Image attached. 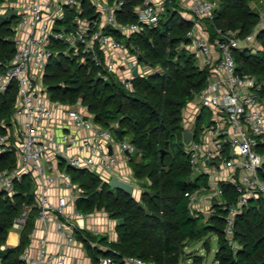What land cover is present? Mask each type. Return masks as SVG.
I'll return each mask as SVG.
<instances>
[{
    "label": "built area",
    "instance_id": "obj_1",
    "mask_svg": "<svg viewBox=\"0 0 264 264\" xmlns=\"http://www.w3.org/2000/svg\"><path fill=\"white\" fill-rule=\"evenodd\" d=\"M174 2L181 16L192 21L184 46L206 70L203 87L184 109L182 138L192 179H208L186 192L189 208L205 218L217 207L226 210L225 232L231 238L237 214L252 200L264 198V80L238 71L235 55L242 47L262 49L258 32L264 27V11L244 38L237 29L217 26L212 37L207 21H213L218 0H140L133 8L137 18L131 21L119 18L126 0H13L1 10L13 9L17 23L12 57L0 58V96L11 84L17 90L10 118L1 121L5 130L0 133V153H13L15 163L0 169V193L13 196L17 184L29 176L34 199L23 202L12 229L21 231L37 208L36 220L43 229H50L54 221L55 231L66 241H79L77 232L86 229L87 213L77 207V199L85 191L69 168L87 169L107 182L117 176L137 189L129 167L138 152L135 144L96 122L82 102L52 98L45 76L51 58L63 53L78 63L92 61L115 72L126 87H132L134 65L138 75L152 70L142 65L130 37L144 25H158ZM99 74L103 75L100 69ZM206 110L210 119L200 122ZM186 130L191 132L188 141ZM226 186L233 188L234 200L227 197ZM233 245L238 244L233 240ZM66 257L61 249H48L47 235L40 238L37 253L29 246L22 253L27 264H68ZM98 264L116 263L106 256ZM125 264L157 263L129 255Z\"/></svg>",
    "mask_w": 264,
    "mask_h": 264
},
{
    "label": "trees",
    "instance_id": "obj_2",
    "mask_svg": "<svg viewBox=\"0 0 264 264\" xmlns=\"http://www.w3.org/2000/svg\"><path fill=\"white\" fill-rule=\"evenodd\" d=\"M3 1L0 0V4ZM139 1L126 0L119 18L136 20L133 8ZM218 1L213 21H207L212 37L217 26L237 29L244 38L260 20L261 12L254 4L262 0ZM172 5L158 25H144L141 32L130 37V44L139 49L140 61L152 67L151 72L135 76L130 88L115 72L101 69L92 61L78 63L70 55L61 53L48 64L45 82L52 98L71 104L80 101L102 126L115 131L121 128L123 137L138 149L130 163L134 175L143 189L151 191H143L137 198L122 189L112 188L109 182L87 169H75L79 172L72 174L73 179L85 191L77 199V207L85 213L104 209L122 219L116 226V240L85 229L77 232L78 238L84 241L93 264L106 256L116 264H125V257L129 255L157 264H179L183 257H192V264H197L202 256L189 255L186 248L201 240L209 250L210 236L214 233L218 239L215 252L218 264H264V198L252 200L237 214L231 238L225 232L226 210L216 206V211L205 218L201 212H192L189 208L186 192L194 189L198 181L192 179V166L184 151V109L203 87L206 70L200 69L193 53L184 46L189 42L187 33L192 21L181 16L177 3ZM16 23V16L0 15V58L4 61L11 59L15 49ZM258 40L262 45L258 51L248 47L236 49L237 69L264 80V27L258 32ZM99 69L103 75L99 74ZM16 90V85L11 84L0 96V133L5 130L1 121L8 120L13 111ZM14 163L13 153H0V169ZM261 175L264 178V172ZM17 190L13 196L0 193V264H27L22 253L29 245L37 208L32 209L27 224L20 231L18 244H8L7 237L23 202L34 199L32 179L26 176L17 184ZM226 195L230 200L235 199L231 186H226Z\"/></svg>",
    "mask_w": 264,
    "mask_h": 264
},
{
    "label": "crops",
    "instance_id": "obj_3",
    "mask_svg": "<svg viewBox=\"0 0 264 264\" xmlns=\"http://www.w3.org/2000/svg\"><path fill=\"white\" fill-rule=\"evenodd\" d=\"M254 5L258 7L260 12L263 11L261 10L262 7L264 9L263 0L259 4L255 2ZM130 163L131 161L129 162V167L132 168ZM141 193L137 198H140ZM84 221L86 224L85 230L93 234L107 235L110 240H116L118 238V232L116 229L118 218L111 216L108 211L104 209H96L93 212L87 213ZM49 227L50 229L48 230L43 229V226L36 220L35 227L30 234V242L28 245L32 253H37L40 238L43 235H47L48 249L51 251H57L59 249L64 251L68 257H66L68 264H93L92 258L88 254L85 247L84 241H82L80 238L78 239L79 241L74 243L66 241L62 235L55 231L54 221H51ZM12 233L15 234L14 239H10ZM19 241L20 231L11 229L7 237V243L10 245H16L19 243ZM96 242L99 244V246L106 247L104 244L98 241Z\"/></svg>",
    "mask_w": 264,
    "mask_h": 264
},
{
    "label": "rangeland",
    "instance_id": "obj_4",
    "mask_svg": "<svg viewBox=\"0 0 264 264\" xmlns=\"http://www.w3.org/2000/svg\"><path fill=\"white\" fill-rule=\"evenodd\" d=\"M13 0H4L1 4H0V12L1 10H3V8L5 7V5L9 4L10 2H12ZM263 7H262V9ZM142 65H144V67L146 69H150L148 68L149 66L146 65L143 63ZM151 70H152V67H151ZM210 119V116H209V112L206 110L203 114V117L201 118L200 122H208ZM139 159V157L137 158ZM69 172L71 174H73L74 172L75 173H78L79 170H69ZM134 177H132L133 179ZM137 183H138V187L137 189L135 190V193L134 195H136V197H139L141 191L143 192V186L140 184V180L137 179L136 177L134 178ZM199 184H202V183H205L206 181H208L207 177L206 176H200V178L197 179ZM204 244L202 243L201 240H197L195 242H193L192 244H190L187 248H186V252L189 254V255H194V254H198L200 256H202V260L197 263V264H218L216 259H215V252L217 250V247H218V239H217V235L216 234H211L210 236V249L208 250L207 248H205L203 246ZM193 262V258L192 257H183L179 264H192Z\"/></svg>",
    "mask_w": 264,
    "mask_h": 264
},
{
    "label": "water",
    "instance_id": "obj_5",
    "mask_svg": "<svg viewBox=\"0 0 264 264\" xmlns=\"http://www.w3.org/2000/svg\"><path fill=\"white\" fill-rule=\"evenodd\" d=\"M0 15L3 16V17H8V18H12L15 16V11L12 9V10H9L7 11L6 13H2L0 12ZM130 65H133V63H130ZM133 74L135 76L138 75V66L137 65H134L133 66ZM117 134L119 136V138H122L123 137V134H122V129L121 128H118L117 129ZM190 136H191V132L190 130H186L185 131V135H184V139L185 141H188L190 139ZM164 152H165V148L162 149V156L164 155ZM109 185L112 187V188H116V189H122L128 193H131L134 195L135 193V188H134V185L127 181V180H124L122 178H119L117 176H113L110 181H109ZM143 191H147V192H151L150 189L148 188H145L143 189ZM145 208H148L147 205H145ZM119 222L122 221L121 218L118 219Z\"/></svg>",
    "mask_w": 264,
    "mask_h": 264
},
{
    "label": "bare ground",
    "instance_id": "obj_6",
    "mask_svg": "<svg viewBox=\"0 0 264 264\" xmlns=\"http://www.w3.org/2000/svg\"><path fill=\"white\" fill-rule=\"evenodd\" d=\"M14 237H15V234L12 233L11 236H10V239H14Z\"/></svg>",
    "mask_w": 264,
    "mask_h": 264
}]
</instances>
